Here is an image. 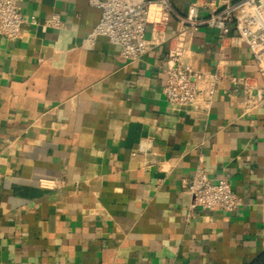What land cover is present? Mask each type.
Wrapping results in <instances>:
<instances>
[{
    "label": "crops",
    "instance_id": "obj_1",
    "mask_svg": "<svg viewBox=\"0 0 264 264\" xmlns=\"http://www.w3.org/2000/svg\"><path fill=\"white\" fill-rule=\"evenodd\" d=\"M194 1L173 0L181 14ZM20 4L23 34L0 35V264H264V102L244 113L230 80L208 114L168 101L174 15L128 61L106 35L88 40L101 17L89 0ZM53 13L64 27L44 24ZM235 34L199 26L184 63L263 82ZM198 166L244 203L191 210Z\"/></svg>",
    "mask_w": 264,
    "mask_h": 264
},
{
    "label": "built area",
    "instance_id": "obj_2",
    "mask_svg": "<svg viewBox=\"0 0 264 264\" xmlns=\"http://www.w3.org/2000/svg\"><path fill=\"white\" fill-rule=\"evenodd\" d=\"M22 0H0V35L15 39L23 34L25 17L21 9ZM101 8V17L88 35L95 41L99 35H106L118 46L121 56L135 60L147 53L154 45L167 39L166 26L171 16L179 19L177 31L172 35L163 87L166 99L173 104L192 108L200 114H208L215 101V94L221 83L230 80L241 89V105L244 113H251L264 102V81L247 74L225 75L220 70L204 71L184 63L187 42L194 29L201 25L221 30L224 37L233 30L235 37L250 47L257 67L264 77V0H195L185 14L179 13L173 0H89ZM208 5L211 11L201 15V6ZM152 9L158 10L148 35V24ZM45 25L62 28L64 21L59 13L45 19ZM143 150L145 147L142 146ZM146 151V150H145ZM4 173L0 170V186ZM42 185L49 183L42 179ZM192 194L190 209L198 207L227 211L238 209L244 199L228 177L213 180L208 170L198 166L188 182ZM28 264H37L30 262ZM56 264H64L58 262Z\"/></svg>",
    "mask_w": 264,
    "mask_h": 264
},
{
    "label": "trees",
    "instance_id": "obj_3",
    "mask_svg": "<svg viewBox=\"0 0 264 264\" xmlns=\"http://www.w3.org/2000/svg\"><path fill=\"white\" fill-rule=\"evenodd\" d=\"M252 264H262V263H259V262L257 263V262H256V263H252Z\"/></svg>",
    "mask_w": 264,
    "mask_h": 264
}]
</instances>
